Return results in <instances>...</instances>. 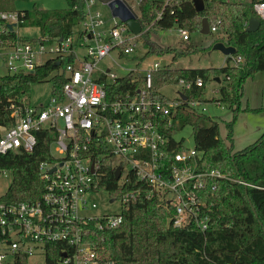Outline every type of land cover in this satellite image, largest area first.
I'll return each instance as SVG.
<instances>
[{"label": "trees", "instance_id": "trees-1", "mask_svg": "<svg viewBox=\"0 0 264 264\" xmlns=\"http://www.w3.org/2000/svg\"><path fill=\"white\" fill-rule=\"evenodd\" d=\"M18 1L25 0H0V11L18 13L17 27H38L39 36L49 39L80 35V26L87 16L86 0H67L66 8L48 9L34 5L31 9L22 10L16 9ZM256 1L205 0V9L197 11L193 0H171L168 3L163 0H139L143 26L139 36L148 46L145 56L171 53L173 62L190 53L206 51L193 43H187L181 49L159 47L150 41V36L152 30L177 27L188 30L189 38H182L187 42L191 40L193 31L201 29L202 20L207 17L210 28L216 26V31L220 33L213 44L222 41L235 46L237 52L234 55L243 59L239 64H231L232 56L228 55L226 64L220 67L186 68L167 64L155 70L153 78L152 96L155 100L166 104L180 100L171 114L160 117L163 133L169 139L168 159L172 160L174 151L185 148L184 140L178 141L175 132L191 125L194 146L203 153L199 168H216L227 177L217 178L208 186L205 208L210 211V220L205 231L195 224L175 227L170 222L171 213L165 205L142 192L137 201L123 210V222L119 226L93 228L87 237L100 252L101 264H205L207 258L220 264H264V133L254 143L238 151H234L233 138V124L242 109L240 97L244 82L257 72L264 71V19H261L257 30H246L250 18L257 16L254 9ZM160 11L162 14L158 17ZM26 39L0 18L2 42L15 43ZM61 64L51 59L33 72L0 73V132L1 127L15 122L12 104L30 103L25 95L35 83L52 75V94L63 98L66 77L58 72ZM211 76L222 79L221 97L214 101L228 105L234 114L227 123L225 137L220 133L218 120L190 104L191 101L204 102V88ZM197 77H201L204 83L186 89L187 100L180 97L172 99L161 91L181 79L195 80ZM144 84L142 72L132 69L114 82L107 83L106 89L111 97L126 93L135 95ZM36 134L38 141L32 152L21 149L0 155V169L9 170L12 177L2 196L7 202L35 201L44 191L40 163L52 158L50 144L54 134L50 130H41ZM101 168L105 174L100 178L99 188L112 197L118 198L126 190L142 186L140 180L133 178L120 185L110 157L103 160ZM62 245L60 242L47 245L50 251L47 262L57 263L62 259ZM28 261V256H23L16 264H28Z\"/></svg>", "mask_w": 264, "mask_h": 264}, {"label": "built area", "instance_id": "built-area-1", "mask_svg": "<svg viewBox=\"0 0 264 264\" xmlns=\"http://www.w3.org/2000/svg\"><path fill=\"white\" fill-rule=\"evenodd\" d=\"M97 1L86 0L87 16L78 37L38 36L15 43L0 40V68H6L7 73L33 72L52 59L62 63L58 72L66 77L62 99L51 93L50 100L39 105L25 101L12 104L15 122L1 127L0 155L21 149L32 152L38 131L50 130L54 136L50 144L52 158L40 163L44 181L41 197L35 201L7 202L0 194V264H16L19 258L35 253H44L48 258L47 245L55 242L63 244L62 259L46 264H101L100 252L87 237L93 228L119 226L123 210L137 201L142 192L165 205L175 227L195 224L202 231L209 227L206 191L217 178L227 175L216 168L201 170L203 153L195 146L174 151L172 160L168 159L169 139L163 133L160 117L171 114L180 100L166 104L153 98L154 72L162 67L160 61L139 70L145 84L135 95L108 94L107 83L114 82L119 75L110 65H101V61L108 56L116 61L114 50L120 56L134 51L137 44L130 40L140 34L135 35L116 16H112V26L107 27L104 15L95 8ZM127 1L141 17L136 10L139 0ZM254 9L257 17L264 19V0L256 1ZM161 14L158 12V17ZM0 18L7 25L17 24L18 13L0 11ZM210 29L216 31V26ZM179 32L183 39L189 38L188 30L180 28ZM82 48L85 52L79 57ZM231 56L232 64L243 60L241 56ZM203 83L197 77L181 79L177 85L184 93ZM179 91L176 98H181ZM190 104L198 108L201 102ZM107 157L112 158L115 170L121 167L117 179L120 185L132 178L142 182V188L128 189L118 198L109 194L110 202L121 204L118 213L110 214L96 212L98 204L94 200L103 191L99 181L105 174L101 165ZM0 174L8 176L10 171L0 169ZM205 264L220 263L207 258Z\"/></svg>", "mask_w": 264, "mask_h": 264}, {"label": "rangeland", "instance_id": "rangeland-1", "mask_svg": "<svg viewBox=\"0 0 264 264\" xmlns=\"http://www.w3.org/2000/svg\"><path fill=\"white\" fill-rule=\"evenodd\" d=\"M167 2L168 0H163ZM237 1V0H231ZM34 5L40 8H66L68 6L67 0H25L16 2V9H31ZM95 8L100 10L107 21V27L112 26V14L108 5L103 4L97 1ZM139 11V9H136ZM139 13V12H137ZM18 31L19 35L23 38L35 39L39 36V28L35 26H26V27H17L14 26ZM78 29V28H77ZM220 35L218 31H213L208 34H204L200 29L195 30L191 33V40L184 42L182 41V36L177 27H173L166 30H152L150 41L155 43L159 47L172 46L176 49H181L187 43H193L194 45L205 48L206 51L193 52L188 55L179 57L172 62L173 54L167 53L164 56H159L158 54H151L145 56L148 46L145 41L140 38H132L130 41L136 43L135 50L131 53L120 56L117 50L112 52V55L116 61L112 60L110 56L104 58L101 61V65H110L113 72L119 76L125 75L128 72V69H137L144 70L147 67L152 66L156 61L161 62V66L172 64V67H220L225 63V54L219 50L213 48V42ZM213 44V45H212ZM85 50L79 49V57H82ZM45 57L42 58V60ZM232 64V62H231ZM0 73H7L6 68H0ZM52 76V75H51ZM51 76L46 78L44 81L35 83L32 85L28 94L25 95L26 98L30 99V102L33 105H39L41 103L48 102L51 98L52 93V81ZM221 82L216 80L214 76H211L207 80L204 88V102L197 105L199 110H203L205 113L212 116L215 120H218L220 123V133L223 137L227 134V123L233 118V110L228 107V105L222 103L218 105L217 101H214L215 98L221 97L220 87ZM180 90V86L177 84H171L163 87L161 91L172 99L177 97V93ZM241 113L244 111H254L251 109H258V111L264 110V71L257 72L253 77H249L245 80L243 85V94L241 95ZM250 109H246V108ZM256 111V112H258ZM237 114V117L233 124V132L235 124L238 121L241 113ZM175 138L179 141L184 140V145L187 148L194 146L193 138V128L191 125H187L184 128L178 130L174 134ZM11 174L4 176L0 174V194H4L11 182ZM94 200L98 204L96 212L98 213H118L121 210V204L119 201L110 202L109 193L107 191H102L100 195L94 196ZM28 264H46V258L44 253H35L29 257Z\"/></svg>", "mask_w": 264, "mask_h": 264}, {"label": "water", "instance_id": "water-1", "mask_svg": "<svg viewBox=\"0 0 264 264\" xmlns=\"http://www.w3.org/2000/svg\"><path fill=\"white\" fill-rule=\"evenodd\" d=\"M99 2L108 5L111 10L112 16L119 17L120 20L126 22L131 32L135 35H139L143 32V26L140 22L139 14L134 10L132 5L127 0H98ZM195 8L197 11H203L205 9V0H193ZM261 20L257 16H252L247 24V31H255L260 27ZM16 24H9L10 29H14ZM201 32L204 34L210 33V25L207 17H204L202 20ZM62 39V38H61ZM214 49L221 50L225 55H233L237 52V48L232 45H227L222 41H218L213 45ZM216 80L220 81V78L217 77ZM181 98L187 100V96L179 91ZM92 166V170H93ZM121 175V167H117L115 170V178L118 179ZM66 255V253H64Z\"/></svg>", "mask_w": 264, "mask_h": 264}, {"label": "crops", "instance_id": "crops-1", "mask_svg": "<svg viewBox=\"0 0 264 264\" xmlns=\"http://www.w3.org/2000/svg\"><path fill=\"white\" fill-rule=\"evenodd\" d=\"M225 60L223 65L227 62V55H225ZM237 120L233 132L234 151L251 145L264 133V110L258 112L244 111Z\"/></svg>", "mask_w": 264, "mask_h": 264}]
</instances>
